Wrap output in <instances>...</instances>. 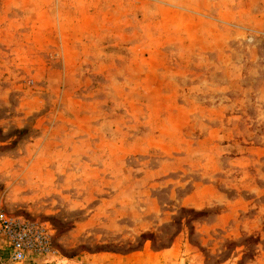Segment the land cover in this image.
<instances>
[{"label": "rangeland", "instance_id": "rangeland-1", "mask_svg": "<svg viewBox=\"0 0 264 264\" xmlns=\"http://www.w3.org/2000/svg\"><path fill=\"white\" fill-rule=\"evenodd\" d=\"M0 210L23 264H264V0H0Z\"/></svg>", "mask_w": 264, "mask_h": 264}, {"label": "built area", "instance_id": "built-area-1", "mask_svg": "<svg viewBox=\"0 0 264 264\" xmlns=\"http://www.w3.org/2000/svg\"><path fill=\"white\" fill-rule=\"evenodd\" d=\"M1 243L6 246L9 259L16 264L55 255L53 234L47 226L9 218L0 210Z\"/></svg>", "mask_w": 264, "mask_h": 264}]
</instances>
